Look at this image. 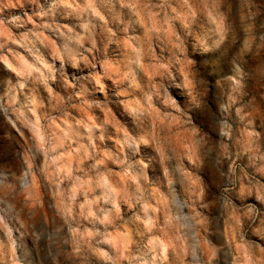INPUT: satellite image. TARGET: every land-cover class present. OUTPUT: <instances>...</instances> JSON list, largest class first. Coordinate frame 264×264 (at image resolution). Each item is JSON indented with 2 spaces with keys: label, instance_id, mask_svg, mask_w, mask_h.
<instances>
[{
  "label": "rangeland",
  "instance_id": "1",
  "mask_svg": "<svg viewBox=\"0 0 264 264\" xmlns=\"http://www.w3.org/2000/svg\"><path fill=\"white\" fill-rule=\"evenodd\" d=\"M0 264H264V0H0Z\"/></svg>",
  "mask_w": 264,
  "mask_h": 264
}]
</instances>
